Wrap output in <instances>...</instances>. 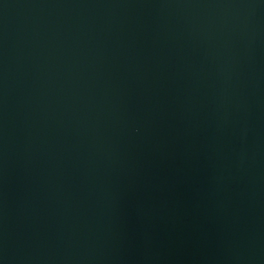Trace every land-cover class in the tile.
<instances>
[{
  "label": "water",
  "instance_id": "obj_1",
  "mask_svg": "<svg viewBox=\"0 0 264 264\" xmlns=\"http://www.w3.org/2000/svg\"><path fill=\"white\" fill-rule=\"evenodd\" d=\"M0 264H264V0H0Z\"/></svg>",
  "mask_w": 264,
  "mask_h": 264
}]
</instances>
